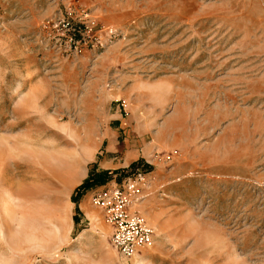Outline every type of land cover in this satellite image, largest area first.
<instances>
[{
  "label": "rangeland",
  "instance_id": "obj_1",
  "mask_svg": "<svg viewBox=\"0 0 264 264\" xmlns=\"http://www.w3.org/2000/svg\"><path fill=\"white\" fill-rule=\"evenodd\" d=\"M138 172L126 258L92 194ZM0 264H264V0H0Z\"/></svg>",
  "mask_w": 264,
  "mask_h": 264
},
{
  "label": "built area",
  "instance_id": "obj_2",
  "mask_svg": "<svg viewBox=\"0 0 264 264\" xmlns=\"http://www.w3.org/2000/svg\"><path fill=\"white\" fill-rule=\"evenodd\" d=\"M151 182L150 174L138 172L121 186L97 189L92 194L93 203L104 211L112 228V246L126 258L138 256L155 243L154 228L136 211Z\"/></svg>",
  "mask_w": 264,
  "mask_h": 264
},
{
  "label": "trees",
  "instance_id": "obj_3",
  "mask_svg": "<svg viewBox=\"0 0 264 264\" xmlns=\"http://www.w3.org/2000/svg\"><path fill=\"white\" fill-rule=\"evenodd\" d=\"M109 175H110L109 172H106L104 174H98L95 178H92L86 181L82 186V190L86 191L94 185L103 184L109 178Z\"/></svg>",
  "mask_w": 264,
  "mask_h": 264
},
{
  "label": "crops",
  "instance_id": "obj_4",
  "mask_svg": "<svg viewBox=\"0 0 264 264\" xmlns=\"http://www.w3.org/2000/svg\"><path fill=\"white\" fill-rule=\"evenodd\" d=\"M22 195H23L22 192H20L18 195H15L13 199L10 198V200L15 204L16 207L20 206L19 203L21 202ZM25 197H28V194H25Z\"/></svg>",
  "mask_w": 264,
  "mask_h": 264
}]
</instances>
